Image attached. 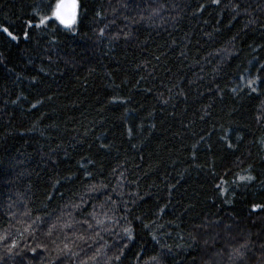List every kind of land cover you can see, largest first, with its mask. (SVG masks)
Wrapping results in <instances>:
<instances>
[{"label": "trees", "instance_id": "obj_1", "mask_svg": "<svg viewBox=\"0 0 264 264\" xmlns=\"http://www.w3.org/2000/svg\"><path fill=\"white\" fill-rule=\"evenodd\" d=\"M38 2L0 0V25ZM81 2L75 31L0 33V257L262 264L264 0ZM94 207L111 231L82 223Z\"/></svg>", "mask_w": 264, "mask_h": 264}, {"label": "snow or ice", "instance_id": "obj_2", "mask_svg": "<svg viewBox=\"0 0 264 264\" xmlns=\"http://www.w3.org/2000/svg\"><path fill=\"white\" fill-rule=\"evenodd\" d=\"M214 3H219V0H213ZM235 8H239V5H236ZM85 6L82 4L81 0H39L38 3H36L30 13V18L26 19L23 22V27L19 33L15 31L13 28L10 30L9 26H2L0 25V33H3L6 37V40L3 41V43H7L8 41L19 43L21 39L27 41L31 40L33 37L30 36L29 29L38 30L39 32L43 33L46 32L50 27L52 22H55V24L58 27H63L64 29L68 31H75L79 28L80 24L82 23V13L84 12ZM99 15V13H97ZM251 22V21H250ZM53 32L55 31V28L52 29ZM101 35H103L104 30H100ZM4 54L0 52V62L3 61ZM250 85L254 84L255 81H250ZM256 88H252V92H256ZM264 142V141H262ZM228 147H233L231 143L228 144ZM243 179V177L241 178ZM249 179H252V177H249ZM216 187H220V185H216ZM95 191L96 189L93 188ZM223 191V189H222ZM112 198L109 196L107 198V201L104 202V204L100 205V208L103 209L105 204L108 203V201H111ZM73 207L79 208L80 205H73ZM112 209H109L111 211ZM252 212H259L264 211V204H253L252 205ZM29 213L25 212V215H28ZM103 214L107 216V212L100 213L97 212L95 207L93 208V211L88 213V216L91 220L95 221V223L89 222V220H84L82 223L86 225L87 229H94L96 227H100L102 231H111L110 228L105 226V221L103 219H99L100 215ZM71 215V213H69ZM78 223H81L78 221ZM67 227H71V225H66ZM55 225H52V228H55ZM125 232H130V229L125 228ZM52 232L49 230L48 235H51ZM95 236H100L99 232H95ZM131 238V237H130ZM155 238V237H154ZM9 237L3 236L0 237V241H7ZM77 239L84 241L87 243L89 239H94V237L86 236V235H80L77 237ZM102 239V237H101ZM195 239V237H193ZM207 243V241L205 242ZM264 247V245H262ZM19 248V244L13 240L11 244L5 245V251L6 256L10 257L12 259H15L19 257L20 264H31L30 261L26 259L28 253L35 254L37 252V248H42L43 251H47L46 246L37 245L36 247H30L25 246V249H21L20 251L13 252L14 249ZM65 249H68V245L65 244L63 249H59L60 252H63L65 256L68 255V252H65ZM250 251L248 242H245L241 244L238 248H236L234 259H240L243 260L245 257V251ZM71 250H69L70 252ZM72 256L77 255L75 252H71ZM37 257H33V259H36ZM119 257H117L118 259ZM155 260L156 257H153ZM57 260L62 261V257L58 256ZM0 264H5V257H0ZM54 264V262H53ZM83 264V262H82ZM264 264V262H262Z\"/></svg>", "mask_w": 264, "mask_h": 264}]
</instances>
